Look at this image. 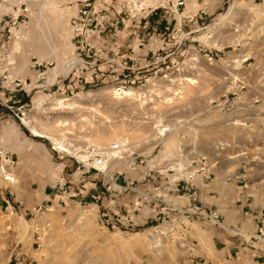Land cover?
Instances as JSON below:
<instances>
[{"label": "rangeland", "instance_id": "1", "mask_svg": "<svg viewBox=\"0 0 264 264\" xmlns=\"http://www.w3.org/2000/svg\"><path fill=\"white\" fill-rule=\"evenodd\" d=\"M84 1L0 0V147L16 163L7 190L29 209L0 213V237L13 236L17 252L1 253L0 264H191L226 246L221 264H261L249 249L264 242L251 239L264 232V0H186L177 13L175 0H159L163 10L141 28L128 22V0H88L77 39L71 21ZM122 57L156 63L125 74L140 77L134 83L118 72L96 78L100 63ZM22 119L81 150L118 138L127 148L100 177ZM158 123L176 128L167 149L154 138ZM201 157L204 174L170 183V166L193 172ZM76 170L94 177L95 191H73L83 185ZM62 176L71 181L63 189ZM196 209L215 211L229 233L186 214ZM244 224L252 236L236 234Z\"/></svg>", "mask_w": 264, "mask_h": 264}, {"label": "built area", "instance_id": "2", "mask_svg": "<svg viewBox=\"0 0 264 264\" xmlns=\"http://www.w3.org/2000/svg\"><path fill=\"white\" fill-rule=\"evenodd\" d=\"M156 1L159 0H128L126 2V8H125V15L128 19V22L133 25L134 27H138L141 28V26L147 22L153 15L157 14L160 10H163L160 5H154L156 3ZM185 1L186 0H175L172 4V7L174 9V11H171V13H177L180 9L185 7ZM152 6H151V5ZM169 10H171L172 8L168 7ZM90 10H91V4L88 0L83 2V5L80 7V9L78 10L76 16H74V18L71 21V32L73 33V37L77 38V39H81L83 35H85V32L87 30V28L89 27V20H90ZM166 10V9H165ZM202 14V13H201ZM82 43V42H81ZM142 43V42H140ZM140 46H142V44H139V46L135 47V49L133 48V50H131V52H136L139 53L141 52ZM83 48V47H82ZM82 51L81 47H78V51ZM147 54V53H146ZM129 59V57H122L121 59H117V60H112V61H107L106 63H100L98 70H94V74L97 77H100V79L104 78L105 75L107 73H113V72H118L121 76L122 79V83H127V81L131 80L132 83H134L136 80H139L138 76L134 75L133 77L130 75H125L127 73L130 74L131 70H138V69H148L150 67H152L154 65V63H156V61H137V60H131L130 64L127 61ZM73 61L77 62V64H79L81 62L80 59H76V60H72L69 62V68L70 70L76 65ZM128 62V63H127ZM75 65H74V64ZM91 64H94L91 63ZM35 66H39L37 63H34L33 68ZM94 66V65H91ZM102 66V67H100ZM69 72V71H68ZM124 74V75H123ZM144 77V76H143ZM131 78V79H130ZM147 78L144 77V80H146ZM150 81L155 80V77H149L148 78ZM20 115L23 116L22 113H20ZM18 117V115H16ZM21 120V119H20ZM127 145V144H126ZM123 145H119L117 143H113L110 146H108L109 150H119V148H122ZM59 152V151H58ZM57 152V153H58ZM85 160L80 161L79 159H77L74 156H71V159L75 162V164L77 165V168H85L86 171H90L92 170L93 172H95L96 175L100 176V177H105V173H106V167L110 160L106 154L104 152H95L94 149H92L91 147H86L85 148ZM120 157V156H119ZM113 160H120L119 158H115ZM204 157H201L198 159V169L193 171V172H188L186 170L183 171H179L173 172V170H170L171 172V178L170 183L177 186L181 183H185V184H189L192 181L195 180V177L201 174H204L206 172V168L207 166L206 161ZM14 167V163L12 161V159L10 158V156L0 147V181L2 182H6L9 186H12L14 184V182L12 181V179H10L8 176L5 175V173L7 172V174L12 175L13 169ZM112 191H118L116 189L112 190ZM188 216H194L196 218H200V219H204L205 221L209 222L210 224L217 226V227H221L219 225L220 221V216L215 212V211H211V210H202V209H196L193 210L192 212H187L186 213ZM124 220H127V217H123ZM212 221L214 223H212ZM113 221H111L110 219L106 221V223H112ZM125 223H122V225L124 226ZM128 226H131L128 223ZM221 229V228H220ZM259 234L260 235H256V236H252L251 239L255 240V241H260L261 238L260 236H262L264 234V232L262 233V230L259 229ZM263 247H253L251 246L250 248L253 251V254L256 257H261L264 258V242L262 243Z\"/></svg>", "mask_w": 264, "mask_h": 264}, {"label": "crops", "instance_id": "3", "mask_svg": "<svg viewBox=\"0 0 264 264\" xmlns=\"http://www.w3.org/2000/svg\"><path fill=\"white\" fill-rule=\"evenodd\" d=\"M36 138H38V137H36ZM10 158L12 159V161L14 163V167L12 169V171L14 172L15 167H16V163L13 160L12 155H10ZM39 163H40V161H39ZM73 163H75V162L73 161ZM59 168H61V171H63V169L66 168V166L65 165H62L61 166L60 165V167H58V169ZM79 174H81V175H79ZM73 175L80 176V178H81L80 180L81 181H79V183H80L79 186H81L82 185L81 183H83V185L81 186V189L79 187V188L74 189L73 191H95L94 190V186L96 185V183L94 181V177L91 178L87 173H83V171H82V173H80L79 170H76V172ZM10 176H12V175H10ZM12 180H13V178H12ZM220 180H221L220 177H218V183L219 184H220ZM68 183H71V181L70 180L67 181V179L62 176L61 178H59L56 186L58 185V188H61V189L65 188V187L67 188L68 187V185H67ZM84 186H87V188H85ZM0 188L3 189V190H0V213H3L4 212L5 213L4 215H9V214L10 215H12V214H14V215L16 214L17 215V213H20L21 214V217H24V215H27V211L29 209L22 204L20 198L16 195V193H14L13 191L7 190V189H10L11 186L7 185V186L0 187ZM14 195H15V197H13ZM43 200L45 202L44 205H47V203L49 202V195H46ZM10 211L12 213H10ZM231 218L232 219L234 218L233 217V214H231L229 216V219H231ZM219 225L226 232H227L226 228H229V229L231 228L229 225H226V224H224L222 222ZM248 227H249L248 225L244 224V229L243 230H240V231L238 230L239 232L236 233V234H240L241 236L242 235H246V234H250V236H252V233H249L247 231V228ZM227 233H229V232H227ZM14 244H15V238L13 236L11 238H8V237H6V238L0 237V254L1 253L2 254L8 253L9 250H12L13 249V245ZM255 244H257V243H254V245H250V246H253L254 247V246H256ZM228 248L229 247L226 246V248H222L220 251H216L215 254H214V257H210V258L209 257H204V258H201V260L202 259L204 260V262H202V263H197V262H194L193 263V262H191V264H221V261L225 260V258L228 257V253H227ZM14 251H15V249H13L9 253V257L13 256L14 254L17 255V252L14 253ZM249 253H250V257L253 260H256V263L261 262V264H264L262 262V260L264 261V258L256 257L253 254L252 249H249Z\"/></svg>", "mask_w": 264, "mask_h": 264}, {"label": "bare ground", "instance_id": "4", "mask_svg": "<svg viewBox=\"0 0 264 264\" xmlns=\"http://www.w3.org/2000/svg\"><path fill=\"white\" fill-rule=\"evenodd\" d=\"M156 4H159L158 3V1H156ZM156 4H154V5H156ZM192 6H194L193 5V3H192ZM43 31H40V35H41V33H42ZM41 37H42V35H41ZM44 37V36H43ZM43 39V38H42ZM44 40H45V38H44ZM43 40V41H44ZM33 44V43H32ZM54 50V49H53ZM69 62H67L66 64H62V68H64V70L65 71H67L68 69H69ZM53 73V72H52ZM54 75V74H53ZM185 80H186V83L188 84V85H193L194 83H195V81L194 80H192V79H190V78H185ZM121 93H123L124 94V96L125 97H130V98H132V96H133V92H131V91H121ZM121 93H119V92H117V90H113V95L115 96V98L116 97H120V94ZM177 93H175V95H176ZM171 100V98H169V99H167V102H169ZM62 102L63 101H58L57 102V105H59V108L60 107H62ZM64 107V106H63ZM22 122L24 123H26L27 125H28V127H30L31 128V130L36 134V135H38V136H40V137H42V138H46L53 146H55L58 150H61V151H64V152H67V153H69V154H71V155H73L74 157H76V158H78V159H80V160H85V154H84V152H82V151H85V148L83 149V150H81L80 148H75L74 146H72L70 143H69V139L67 138V136H65V135H55V134H53L52 132H50V131H47L46 129L44 130H42V129H40V128H38L36 125H34V124H32V122H30V121H23V119H22ZM68 125V123L67 122H65V121H63V122H61V123H57L56 124V127H58V129H59V127H61L62 129L65 127V126H67ZM155 128H156V132H155V135H154V138L155 139H159V141H160V143H163V146L164 145H166V149H167V146H168V140L170 141H172V138L171 139H169L170 138V136L172 135H170V134H167L166 132H171V131H173V133L176 131V128L174 129V130H170L169 128H162V126L158 123V125H155ZM60 131H61V129H60ZM119 139V141H114V142H112L111 144H113V143H117V144H119V145H123L122 146V148H119V150H109L108 149V147L107 148H105V149H100V152H104L105 154H106V156L111 160V159H115V158H121V155H122V153H123V151H125L126 150V148H127V145H126V142L124 141V140H120V138H118ZM110 144V145H111ZM109 145V146H110ZM172 145V144H171ZM171 147L172 146H170V148L169 149H171ZM179 152V151H178ZM179 154V153H178ZM180 154H181V152H180ZM245 155V154H244ZM120 156V157H119ZM180 156V155H179ZM243 156V154H238V155H236V156H230V157H227L226 159H223V158H221L220 160H222V162H234V160L236 159V158H240V157H242ZM237 160V159H236ZM206 165V164H205ZM168 170H175L174 168H173V166H170L169 167V169ZM177 170H179V171H183V170H180L178 167H177ZM5 175L6 176H8L9 178H10V176H9V174H6L5 173ZM10 179H12V178H10ZM13 181V180H12ZM213 222V221H212ZM214 223V222H213Z\"/></svg>", "mask_w": 264, "mask_h": 264}]
</instances>
